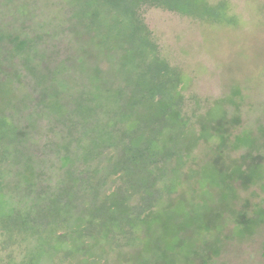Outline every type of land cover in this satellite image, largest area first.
I'll list each match as a JSON object with an SVG mask.
<instances>
[{
    "label": "rangeland",
    "instance_id": "rangeland-1",
    "mask_svg": "<svg viewBox=\"0 0 264 264\" xmlns=\"http://www.w3.org/2000/svg\"><path fill=\"white\" fill-rule=\"evenodd\" d=\"M224 1L141 5L140 54L112 10L0 0V264H264V0ZM147 139L167 158L133 174Z\"/></svg>",
    "mask_w": 264,
    "mask_h": 264
},
{
    "label": "trees",
    "instance_id": "trees-1",
    "mask_svg": "<svg viewBox=\"0 0 264 264\" xmlns=\"http://www.w3.org/2000/svg\"><path fill=\"white\" fill-rule=\"evenodd\" d=\"M86 3L87 5L94 6V9L96 5L116 12L119 20L114 22V26L117 27L118 24L124 26L125 32L127 31L126 35L129 48L140 54L143 53V51H152L154 49V46L148 37L146 26L143 24L138 13L141 5L160 7L183 14L205 15L213 20H228V18H226V1L224 0L219 1L214 5L209 4L206 0H84V4ZM96 11V9L93 11V15ZM94 16L96 17L97 15ZM168 73V66L158 59H155L152 63H147L145 65L144 74L149 77L150 83L144 90V93L150 98H154L157 94L162 95L167 84L172 81V78ZM124 151L126 156L121 164L126 167L124 163L126 161L130 162V165L132 164V166L129 168L130 172L133 174H137V172L140 171V173L144 172L145 174H148L150 173V166H155L157 163L160 161L162 162L167 158L161 150L154 146L151 139L145 140L139 146L128 145ZM138 177H140L142 184L145 186L149 185L147 175H144V178L141 176ZM138 185H140V182H138ZM1 188L0 179V190ZM160 193L161 191L158 188H154L151 191L144 190L142 200L145 202L147 208L151 205L152 201L159 199ZM142 211V209L139 210V213ZM19 218H22L21 222L23 223L19 225L25 229V231H29L28 229H31V231L33 230L32 228H28L26 224H31L32 222L30 215H21ZM0 231L1 233H4V231H6L5 227H1Z\"/></svg>",
    "mask_w": 264,
    "mask_h": 264
}]
</instances>
